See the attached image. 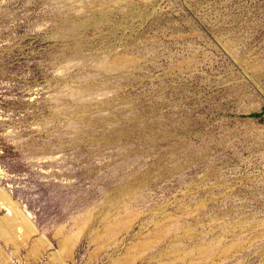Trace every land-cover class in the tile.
<instances>
[{
	"label": "rangeland",
	"instance_id": "rangeland-1",
	"mask_svg": "<svg viewBox=\"0 0 264 264\" xmlns=\"http://www.w3.org/2000/svg\"><path fill=\"white\" fill-rule=\"evenodd\" d=\"M0 264H264V0H0Z\"/></svg>",
	"mask_w": 264,
	"mask_h": 264
},
{
	"label": "water",
	"instance_id": "water-1",
	"mask_svg": "<svg viewBox=\"0 0 264 264\" xmlns=\"http://www.w3.org/2000/svg\"><path fill=\"white\" fill-rule=\"evenodd\" d=\"M140 135H141L140 137L143 140V143L145 142V146H147V148L145 150H136V149L135 150H131L129 153L125 154L123 156L122 161L115 166L116 172H120V173L123 172L127 167H129L133 163H135L139 159V157L142 155V153L144 151L150 150L151 148H153V146L156 145L155 143H152L151 140H149V137H148L147 133H145L143 131H140ZM116 141H113V142H111L109 144H111V145L119 144ZM125 144L128 145L129 143H125ZM201 150H207V149L205 147H201ZM119 180L121 182V187H123L124 185L129 183L127 175H124V174H122L119 177Z\"/></svg>",
	"mask_w": 264,
	"mask_h": 264
},
{
	"label": "trees",
	"instance_id": "trees-1",
	"mask_svg": "<svg viewBox=\"0 0 264 264\" xmlns=\"http://www.w3.org/2000/svg\"><path fill=\"white\" fill-rule=\"evenodd\" d=\"M262 115V113H253L248 115V117H260Z\"/></svg>",
	"mask_w": 264,
	"mask_h": 264
}]
</instances>
